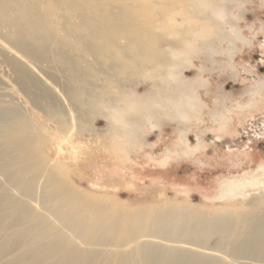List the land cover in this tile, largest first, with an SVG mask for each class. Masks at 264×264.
Listing matches in <instances>:
<instances>
[{"label": "rangeland", "instance_id": "1", "mask_svg": "<svg viewBox=\"0 0 264 264\" xmlns=\"http://www.w3.org/2000/svg\"><path fill=\"white\" fill-rule=\"evenodd\" d=\"M148 1L121 25L142 23L136 44L133 28L94 42L80 11L48 0H31L53 27L41 59L13 49L1 26L0 264H264V0ZM120 10L110 6L115 19ZM232 31L246 42L230 49ZM182 36L195 48L172 60ZM168 61L200 107L140 123L145 100L173 93ZM223 114L226 124L213 122ZM249 212L252 233L238 238L249 255L232 259L226 226L236 216L244 226Z\"/></svg>", "mask_w": 264, "mask_h": 264}, {"label": "bare ground", "instance_id": "2", "mask_svg": "<svg viewBox=\"0 0 264 264\" xmlns=\"http://www.w3.org/2000/svg\"><path fill=\"white\" fill-rule=\"evenodd\" d=\"M48 1H49V10L63 9L68 14L73 13L74 11H80V15L83 19L82 26H90L92 29V40L95 42L102 38H105L107 40V43L109 44L116 41V39H118L127 32L133 33L132 28L134 29L136 38H134L133 36L129 40L135 41L134 42L135 44L137 42L140 43L138 38L142 36V29H141L142 23L138 25L139 23L138 22L136 23V21H134L133 24L129 25L127 29L121 27V25L124 23H129V20L131 18L133 19L136 18L135 16H142L143 11L146 12L148 11V6L150 4L148 0H137V4L134 5H129V3L123 2V0H48ZM113 4H117L122 9L120 10L121 11L120 17L117 19H115L114 16L110 14V6ZM49 10L39 13L33 12L31 0H0V28L1 26H6L13 29L10 35L5 37L4 39H6L10 43L13 49L17 50L22 56L29 58L32 61L41 59L42 56L41 54H43V49L45 47L44 45H46L47 42L49 43V39L53 31L52 23L47 16ZM88 14H92L94 16L95 22H90L88 20ZM171 14H174V12H172ZM206 19L209 21L211 19V16L207 15ZM172 20L173 18L171 16L167 17L163 25L167 26L171 24V22L175 23ZM217 34L221 35L222 33L218 31ZM228 35L229 36L227 39H229V41L232 43L230 49H233L234 47L233 40L235 38L246 42V40L242 38V35L238 31L229 32ZM208 36L209 35L204 37L208 39ZM179 42L181 43L182 46H184V48L180 49L176 45H171L168 55L173 58L172 60L174 59L178 60L181 57H184V59H186L188 55L191 54V50L195 48L193 44V42H195V39L194 38L190 39L189 36L188 37L182 36ZM203 47L205 48L206 45H203ZM210 48L212 49L211 46ZM177 66H178L177 61L176 62L168 61L165 66L169 69V75L171 79L175 81V86L172 88L173 93L168 94L166 92L167 94L164 95V97L167 101H165L164 103L162 101L159 102L155 95H152L147 100H145L146 107L143 110H141L140 123L149 122L152 124V126H155L156 119L158 117H161L162 115H167V112L168 113L171 112L173 113L174 117L181 119L188 114L187 111L188 108L192 106L193 107L196 106L198 108L200 107L199 106L200 103L197 102V98L192 94L193 84L192 83L188 84L187 82L183 81V78L181 76V71L176 70ZM164 82H169V79L167 78L164 79ZM177 100L180 101L179 105H177L178 104ZM251 104L252 103H249V107L253 108L256 106L255 103H253L252 105ZM221 119L222 120L220 121H218V119L217 120L214 119L213 122L221 123V124L225 123L224 114ZM228 119L230 120V117ZM138 124L134 126H130L129 129L127 130L132 144H134L138 139L137 137ZM223 126L220 127V129L223 128ZM197 141H199L200 143L202 142L200 137H198ZM180 142L183 143V146H186L188 140L186 137H184V139L181 137ZM187 150L189 149L187 148ZM164 160L165 159L161 158V160L158 162L164 164L165 162ZM26 169L28 170L27 166L23 167L22 171H27ZM32 173L30 176L32 178L31 179L32 181L39 179L41 177V174L39 172L37 173L32 172ZM253 214H254L253 212H249V214H247L248 215L247 218H242L245 219L242 220L244 222V226L242 225L240 227L237 226V223H239L238 220L240 219L237 216L233 217L229 221L228 226H226L231 236L230 239L231 244L229 243L230 245L228 246L231 248L230 254L232 259L234 258L237 259L240 256L249 255L248 248L240 250L239 245L241 242L238 241V238L241 236V234L250 235L249 233H252L251 224L253 221L251 220ZM259 224L261 225L262 228H264V220H260ZM89 237L90 235L89 236L86 235L84 236V239H87L88 241ZM71 254H72L71 262H74L79 257L80 252L72 251ZM184 258L185 257L177 258L174 260L172 264H206L207 261L206 257H193L191 259H187V258L184 259Z\"/></svg>", "mask_w": 264, "mask_h": 264}]
</instances>
